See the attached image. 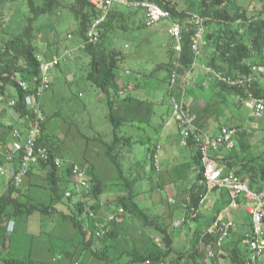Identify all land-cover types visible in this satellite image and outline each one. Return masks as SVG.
Instances as JSON below:
<instances>
[{
	"label": "rangeland",
	"instance_id": "374dc122",
	"mask_svg": "<svg viewBox=\"0 0 264 264\" xmlns=\"http://www.w3.org/2000/svg\"><path fill=\"white\" fill-rule=\"evenodd\" d=\"M34 1L37 5H43L46 2V0ZM60 1L63 5L41 14L35 21V26L39 31L37 42L39 50L44 51L46 49L45 44L48 42L51 44L50 53L63 56L62 63L52 69L51 88L46 91L42 98L46 128L47 132L58 140L62 157L74 158L86 165H91L95 161L99 164L102 163L101 161H107L104 154L106 143H111L115 134L124 137L126 129L120 126L114 130V126L108 117L107 94L100 88L93 86L87 79L91 58L82 49L85 38L78 33L79 21L71 8V5L77 0ZM176 1L178 7L184 8L183 10L200 13L203 11L202 0ZM208 4L210 5V13L207 15L208 29L215 26L213 29L218 33L225 28L224 26L221 27L223 25L220 22L221 18L218 19L216 12L218 9L230 15L236 11H245L247 20L244 17L235 24L244 31L247 29L246 21H259L264 18V0H223L219 4H214L212 0H208ZM123 12L126 29H116L113 34L107 37L105 43L108 48L115 47L123 53L118 77H123V80L132 79L140 84V87L131 89L133 96L143 98L148 94L149 98L154 99L155 92H167L169 89L167 78L169 71L163 63L168 62L169 54L175 45L174 38L170 35L171 20L163 19L153 25H146L143 19V11L124 8ZM33 15L28 0L0 2V39L8 38L9 33H21L28 18ZM240 31L242 32V30ZM40 34H43L44 37L45 42L43 41V44ZM251 42L252 40L249 44ZM67 49L72 52L71 57L65 56ZM259 53L256 61H259L261 57L264 58V40L263 49ZM127 70L130 71V74H126ZM152 73H154V77L151 76ZM138 74L141 75L137 77ZM12 91L10 87L8 88L9 93L4 95L7 98L13 97L14 95L10 93ZM1 95L3 94L0 93ZM236 101L238 100L233 98L229 102L227 118L233 115L228 119L229 121L241 122L242 120L247 123L246 125L254 132L253 140L256 141L255 145L258 149L257 151L255 148L256 152H254L256 155L260 154L264 151V112L261 116H256L250 113V105L246 106L247 108H236L232 103ZM6 112L12 113L13 117L7 118L4 114ZM225 119L226 116L221 118V120ZM0 120L7 125L12 123L14 126H21L24 117L17 115L14 108H4ZM134 128V133H131L136 139L145 136L142 130ZM2 134L3 129H0V139H3ZM154 142L155 139L147 144L151 145ZM6 144L5 141L0 140V148ZM181 147L182 154L177 159L180 163L160 157L159 166L160 169H166L169 166L182 168L183 179L179 178L178 173L157 170V165L153 168L151 160L146 162L147 149L142 143L119 145L113 150L114 155L119 152L121 156L119 160L122 165L121 171L117 168L116 172L109 173L107 162L101 164L108 172L104 179L106 188L102 194V201L105 203L100 210L102 216L106 217L111 212L123 207L117 199L118 195H131L134 201L145 208L151 217L160 219L162 225L168 226L170 231L175 232V250L168 254L164 261L132 263L133 256L128 253L135 248L141 252H148L156 249L164 250L166 246L163 241L164 234L160 230L144 225L126 210V214L119 215L114 221L118 224L119 231V239L114 244V246L117 244L118 252L115 254L116 246L107 248L112 259L119 257L113 264H188L187 258L189 261L192 259L190 253L197 242L199 229L195 227L198 226L189 227L191 221L188 225L184 224L175 228L173 223L185 217L180 204L182 200L188 202L190 198L189 189L197 181L199 165L189 156V148ZM96 172L98 171L96 170ZM7 180H9L8 175L0 174V193L5 189L3 185ZM28 181L27 185L18 187L21 188L19 195H28L26 200L29 201V204L40 207L56 205L57 212L53 216L38 211L31 215L17 216L15 233L7 236L10 237L7 247H0V256L3 259L0 263L4 264V258H6L4 253L12 247L10 245L11 240L16 239V242L19 243L16 247L18 252L16 253L15 250L18 257L31 256L36 260L45 261L47 264H64V259H62L65 255L64 251H69V253L65 252L68 254L67 261H70L69 263L78 261L80 264H106V261L100 260L94 263L90 260L92 253L88 249H83L82 235L77 228L70 222L63 221L61 217L60 212L73 213L81 198L84 197L83 189L76 187L72 180L71 192L73 194H70L72 199L67 196L63 198V201H58L56 204L47 182L46 171H39ZM64 185L62 182L60 186L64 187ZM174 207H176V211ZM114 222L110 227L114 226ZM188 227L189 229H186ZM4 230L0 227L1 238L5 235ZM199 240L201 241L200 235ZM100 245L98 241L94 247H100ZM205 245L206 243L201 241L197 252L193 254L197 259L192 264H222L223 252L217 250L216 255L207 260L210 249ZM50 247L51 250H49ZM55 255H60V257L56 256L59 257L58 260H53ZM261 256L258 255L257 257L260 259ZM59 260L62 263H58ZM257 261H248L246 264H257Z\"/></svg>",
	"mask_w": 264,
	"mask_h": 264
},
{
	"label": "trees",
	"instance_id": "16d2710c",
	"mask_svg": "<svg viewBox=\"0 0 264 264\" xmlns=\"http://www.w3.org/2000/svg\"><path fill=\"white\" fill-rule=\"evenodd\" d=\"M2 1L5 0H1L0 2ZM28 1L34 15L28 18L24 30L18 34L9 33L8 38L0 39V93L8 94V88L11 87L13 91L10 93L18 99V104L14 109L17 114L21 117H27V119L32 117L33 113L25 104L24 91L18 85V79L21 78L31 82L33 81V77L38 75L41 68V61L39 60L41 56L39 53V46L37 44L39 31L35 26V21L41 14L63 5L60 0H46L43 5H37L34 0ZM158 1L161 4L165 3V6L172 5L175 17L184 20L186 10L179 9L180 12L177 11L178 8L172 0ZM212 1L214 4H219L223 0ZM71 8L79 21V35L86 38L88 27L90 26V23L99 15V10L95 6L91 5L89 0H77V2L71 5ZM124 8L127 7L114 6L101 26L100 40L95 44L92 43L86 45V47H82V49H84V51H86L91 58L87 79L93 86L100 88L107 94V104L109 106L108 117L114 126V130L119 128L123 123L122 119L118 118L114 111V106L117 102V98L120 96L121 90L118 83V71L123 53L115 47L108 48L105 40L110 34H113L116 29H126L124 21L125 15L123 12ZM202 9L203 11L201 14L207 16L210 13L208 0H202ZM216 12L218 19L221 18L220 22L223 24L221 27L224 26L225 28L219 33L218 45L215 51L216 55L210 62V66L228 74H245L249 71L248 61L253 57L255 52L260 54L259 52L263 49L264 18L259 21H246L247 29L244 31L235 24L244 17L247 20L245 11H236L233 15L221 12L219 9ZM240 30H242V32ZM209 36V33H207L206 38ZM184 39V48L180 54V62L183 64L182 66H184V69L186 68L187 70L191 67L193 62V54L190 44L191 34L186 32ZM251 40L252 42L249 44ZM172 52L174 51H171V53ZM251 63L264 64V58L261 57L259 61L254 60V62ZM169 64H172V66L175 65L174 62H170ZM179 68H181V65ZM222 85L227 86L225 84ZM3 126L8 128V125H4V123L0 120V128ZM237 140L238 143L236 148L224 155L222 164L224 165L226 171H234L240 176L248 178L252 189L256 191H264V151L257 155L255 153L243 155V153L247 152L249 147L244 145L241 132L238 133ZM127 141L128 139L125 137H119L115 134L114 140L111 143H106L105 154L107 157L112 159L120 171L122 165L119 160L121 156L119 152L114 155L113 150L116 149L117 146L125 144ZM57 142L58 140L54 139V137L47 132L46 124L43 123L38 137V144L40 146L47 147L50 150L51 165L43 162L39 166L46 170L47 182L53 194V201L56 202V204L58 201H63V198L67 196L72 199L70 194H73L71 192V186H73L71 167L68 166L63 170H60L55 164V158H63L59 143ZM196 151L200 171L196 183H194L190 188L191 195L188 207L192 205H199L201 195L206 193V187L200 182L203 177L204 165L199 149H196ZM151 160V165L155 168L156 165L154 155ZM88 171L91 188L83 189L85 192L83 195L84 197L81 198L73 213L60 212L61 217L63 221L70 222L82 235L81 244L84 246L83 249H88L92 253L90 257L91 261L97 263L101 260L106 261V264H113L119 257L112 259L107 248L109 249L116 246L115 254L118 252L117 244L114 246L115 242L119 239L118 224L114 222V226H112L110 231L103 237L98 238L95 236L88 208L96 209L98 212L100 211V203L102 201V194L106 188V184L104 180L97 177L91 169H88ZM62 182L65 184L64 187L60 186L62 185ZM20 191L21 188L16 187L11 181L9 191L0 194V217L7 216L10 219L11 217L31 215L35 211L53 216L55 212H57L56 205L53 204L42 207L35 204H29V201L26 200L28 199V195L21 196L19 195ZM16 193L18 194L16 195ZM117 199L128 212L133 214L144 225L155 227L164 234L163 241L166 246L164 250L156 249L155 251L141 252L135 248L133 251L128 253L133 256L132 263H157L162 260L164 261L165 257L175 250L174 231H170L168 226L162 225L160 219L151 217L146 212V209L142 208L134 201L133 196L118 195ZM4 240V246L7 247L6 245L9 242L7 235ZM205 240L208 242V246H215L213 243L215 238L213 236L206 235ZM98 241L99 244H101L100 247H94ZM197 248L198 243H195L194 248L190 253L192 255V259L187 261L188 264H192L194 260L197 259V257L193 255L197 252ZM65 252L69 253V251H64V262L68 259V254ZM246 252L247 250H239L236 248L232 254V261L235 264H246L248 261L251 262L252 258H249ZM60 262L61 261L59 260L58 263ZM4 264L47 263L45 261L36 260L31 256H26L6 257L4 258Z\"/></svg>",
	"mask_w": 264,
	"mask_h": 264
},
{
	"label": "built area",
	"instance_id": "2783aa9c",
	"mask_svg": "<svg viewBox=\"0 0 264 264\" xmlns=\"http://www.w3.org/2000/svg\"><path fill=\"white\" fill-rule=\"evenodd\" d=\"M90 4L99 10V15L90 23L86 38L82 47L95 44L101 37V26L107 19L114 6H122L131 9L143 10L145 24L153 25L163 19L171 20L170 35L174 38L175 52L181 54L184 48L185 33L191 34L190 44L193 54L191 68L198 65L202 55V47L208 31V17L200 12L186 11L184 20L175 17L172 5L165 6L158 0H89ZM177 11L180 12L179 9ZM71 36V35H70ZM66 57H71L72 52L66 50ZM63 56L55 54L51 59L44 60L41 57V68L33 81L18 79V85L25 95V104L33 113L28 122L23 126L10 125L7 130L13 137V141L0 148V173L9 172L10 179L16 187L23 185L34 165L46 163L51 165V153L47 147L38 144L41 126L46 121L42 108V98L51 88V71L62 63ZM249 71L245 74H228L213 66L204 67L208 74L222 84L229 86L238 92L242 101L250 100L254 114L261 116L264 112V64L248 63ZM180 64L176 63L172 69L169 81V92L173 108V115L182 132L184 142L194 143L200 151L204 165L201 183L206 187V193L201 195L199 205L188 207V213L182 220L173 223L175 228L188 224L199 217L201 207L205 204L208 194L215 188H224L230 192L231 206L238 207L242 200L249 201L248 211L251 215L252 228L246 233L247 247L251 251V258L264 255V191H256L250 186L248 178H244L234 171H226L222 164L223 152L233 151L237 146V135L240 128L222 126L217 133L206 131L199 123L197 115L192 113L186 102L187 87L190 84L189 73L185 76L184 85L179 86ZM189 69V70H190ZM18 104L16 97L0 96V116L4 108H15ZM159 149V147H157ZM156 165L159 155L155 156ZM55 164L63 170L71 167L72 179L75 186L81 189H90V177L88 169L80 163H67L64 158H55ZM10 166L7 169V166ZM100 203V210L104 206ZM92 219L95 236L103 237L110 231V225L117 220L119 215L127 213L124 207L118 208L108 216H102L100 211L88 208ZM235 223L231 219L218 216L207 227L205 235L213 236L214 247L210 248L209 257L216 255L225 240L230 236ZM57 260V259H55ZM0 261L2 257L0 256ZM68 264H80L74 261Z\"/></svg>",
	"mask_w": 264,
	"mask_h": 264
},
{
	"label": "crops",
	"instance_id": "0c3cea01",
	"mask_svg": "<svg viewBox=\"0 0 264 264\" xmlns=\"http://www.w3.org/2000/svg\"><path fill=\"white\" fill-rule=\"evenodd\" d=\"M173 3H175L176 7H178L176 0H173ZM180 9L183 10L184 8H180ZM143 19L145 23L144 11H143ZM213 27L214 26H211V28L208 29L210 36L208 38H205V43L202 47V55L199 59L198 65L195 68L190 69L191 67H189L190 70L189 69L186 70V68L184 69V66H182L183 64L180 62V54L175 52V49L171 50L174 52L169 54L168 62L163 63V65L169 71V75L167 77L168 81H170L169 79L170 74L172 72V69L175 67V65L172 66V64H169V63L174 62L175 64L179 63L181 65V68L179 69L180 71V78L178 82L179 86L184 85L185 76L187 73H189L188 79L190 81V84L187 87L186 102L188 106L190 107L192 113L197 115L199 123L202 125V127L210 133H217L222 126H231V127L240 128L241 129L240 132L242 133L243 143L245 146L249 147L247 152L243 153V155H249V154L255 153L256 150L258 151L255 145L256 141L253 140L254 132L252 131V129H250L246 125L247 123H244L242 120L241 122L229 121L228 119H230L233 115L227 118L228 116L227 114L229 113L228 111L229 102H231V99L233 98L238 100L236 102H232L236 108H241V109L247 108L246 106L250 105L251 106L250 113L254 114V109H253V105L251 101L250 100L242 101L238 95V92H236L232 88L223 86L221 83H219L215 79V77L208 74L204 68L207 65L208 66L210 65V62L216 55L215 51L218 45L219 33L215 32L214 31L215 29H213ZM40 36H41V43L43 44V41H44L43 34H40ZM45 46H46V49H44V51L39 50V53H41L40 56L41 58L46 59V60L51 59V57L55 55L49 52V49H51L50 48L51 44L47 42ZM43 53H46V54L44 55ZM256 59H258V56H257V53L255 52V54L248 61V63L254 62V60ZM126 74H130V71L127 70ZM140 75L138 74L137 77H139ZM151 76L154 77V73H152ZM118 83H119L121 90H120V96L117 98V102L114 106V111H115L116 116L122 119L123 121L121 127H124L126 129V134L124 135V137L128 139V141L123 145H129L131 143L133 144L142 143V145L145 146L147 149L146 159H145L146 162L151 160L153 155H154V160H155L156 154L159 155V158L162 157V158H165L166 160L170 159V161L179 162L177 159L182 154L181 146H184L185 148H189V151H188L189 156L196 163H198L197 162L198 157H197V151H196V149H198L197 146L191 142L188 144L184 142L182 132L179 128L177 121L174 118L173 108H172V103H171V96L169 92L170 87L169 89H167V92L165 91L166 93L161 92V91L155 92V98L152 99V98H149L148 94L147 95L144 94L145 96L143 98L133 96V94L131 93V89H136L140 87V84L134 82L132 79L123 80V77H120V78L118 77ZM4 114L5 116H7V118L13 117L12 113L6 112ZM225 116H226V119L221 120V118H224ZM27 122H28L27 117H24V120L21 122V126L26 125ZM5 124L6 123H4V125ZM8 125H13V124L8 123ZM134 127L138 128L139 130H142L145 133L144 134L145 136L141 138L142 140L136 139V137L132 135V133H134V130H135ZM0 129H3V134H2L3 139H0V140L5 141L6 143L13 141V137L11 136V134H9V131L7 130V128L3 126ZM154 139H155L154 144H151V145L147 144L148 142L154 141ZM237 143H238V140H237ZM157 147H159V149H157ZM229 152L231 151H224L223 158H224V155H226ZM64 159L67 163L76 162V163L82 164L81 162L77 161L74 158L66 157ZM101 162L102 163L107 162L108 164L107 170L109 171V173L116 172L117 167L112 161V159L107 157V161H101ZM110 162L113 163V165H111ZM102 163H99L100 164L99 165L95 161L93 162V164L91 163V165H88V164L87 165L82 164V165L85 166L87 169H91L97 177H99L101 180H104L107 177L108 172L101 166ZM155 165H156V161H155ZM9 167L10 166L8 165L7 169ZM156 167L158 168L157 170L161 172L168 171L170 173H178L179 178L181 179L184 178L183 169L180 167H176V166L170 167L169 166L166 169H162V168L160 169L159 162ZM41 170L46 171L42 169L39 165H34L30 171L31 173H29L30 175H28V177L25 179L23 186L27 185V183L29 182L28 180L31 179L34 175L38 174L39 171ZM96 170L98 172H96ZM4 175H8L9 180H7L4 183L3 186L5 187V189L3 190L2 193H6L9 190V186L11 184L9 172L6 171ZM189 192L191 195L190 189H189ZM180 193L182 192L180 191ZM231 200L232 199H231L230 192L227 189L219 188V187L215 188L213 191H211L208 194L206 203L201 207L200 216H199L200 218L195 219V221L193 220L189 226V227L198 226L195 228L199 229L197 233L201 236V241L203 243H206L205 246H207V248L210 249L211 246H208L207 245L208 242L205 240L206 238L205 231L207 227L212 223V221L216 219L218 216H222V217H225L227 219H231L234 221L235 223L234 229L232 230L230 236L225 240L223 246L219 249L221 252H223V257L221 261L222 264H234V262L232 261V254L234 253V250L236 248H238L239 250L240 249L247 250L246 253L248 254V257L251 258L250 256L251 251L247 247V241L245 237L246 233L249 232L252 228L251 215L248 211L249 201L242 200L238 207H233L231 206ZM189 202H190V198L188 202H185L184 200H182L180 204V208L184 211V215L188 213L187 205ZM176 207H174L175 211L177 210ZM16 220H17L16 217H11L10 219L7 216L0 217V227L5 229L4 230L5 235H3V238L0 237V247L2 248L5 247L4 238L6 235L10 236V234L15 233L16 227H17ZM189 227L186 229H189ZM199 235L197 236V242H196L198 243V247H199V244L201 243V241L199 240ZM213 243H214V240H213ZM18 244L19 243L16 242V239L11 240L10 245H12V247H10V249L8 248L7 252L4 253V256L5 257H18L16 255V253L18 252L16 250V247L18 246ZM4 250L6 251V249ZM15 250H16V253H15ZM49 250H51V247ZM56 256L60 257V255H55L53 256V260L55 259L58 260L59 257H56ZM258 259L259 258L256 257L255 259H252V260L257 261ZM187 261H189L188 258H187ZM63 263L68 264L69 261H67L66 259L65 262L63 261ZM257 264H264V255H262L259 261H257Z\"/></svg>",
	"mask_w": 264,
	"mask_h": 264
}]
</instances>
